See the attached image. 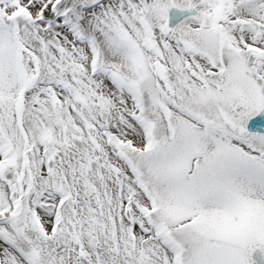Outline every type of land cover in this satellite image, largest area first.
Wrapping results in <instances>:
<instances>
[{
    "label": "snow or ice",
    "instance_id": "6c2138e0",
    "mask_svg": "<svg viewBox=\"0 0 264 264\" xmlns=\"http://www.w3.org/2000/svg\"><path fill=\"white\" fill-rule=\"evenodd\" d=\"M0 264H264V0H0Z\"/></svg>",
    "mask_w": 264,
    "mask_h": 264
},
{
    "label": "water",
    "instance_id": "95a60500",
    "mask_svg": "<svg viewBox=\"0 0 264 264\" xmlns=\"http://www.w3.org/2000/svg\"><path fill=\"white\" fill-rule=\"evenodd\" d=\"M251 130H257V129H251ZM257 255V254H254V256Z\"/></svg>",
    "mask_w": 264,
    "mask_h": 264
}]
</instances>
